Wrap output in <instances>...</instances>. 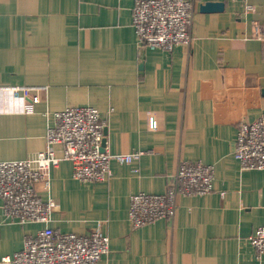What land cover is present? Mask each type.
I'll return each mask as SVG.
<instances>
[{
    "label": "crops",
    "instance_id": "crops-1",
    "mask_svg": "<svg viewBox=\"0 0 264 264\" xmlns=\"http://www.w3.org/2000/svg\"><path fill=\"white\" fill-rule=\"evenodd\" d=\"M206 1L223 8L201 11ZM133 2L0 0V160L42 150L55 111L94 106L109 153L143 154L110 159L104 181H80L60 160L35 184L55 203L50 227L108 235L95 264H264L247 241L264 224V168L243 169L234 156L239 123L264 115V0H194L191 43L170 51L138 46ZM11 85L45 88L26 109ZM180 159L211 164L212 191L178 195L172 222L132 226L130 195L163 192ZM41 225L8 219L0 198V264Z\"/></svg>",
    "mask_w": 264,
    "mask_h": 264
},
{
    "label": "built area",
    "instance_id": "built-area-1",
    "mask_svg": "<svg viewBox=\"0 0 264 264\" xmlns=\"http://www.w3.org/2000/svg\"><path fill=\"white\" fill-rule=\"evenodd\" d=\"M250 7L247 6V9ZM194 0H134L131 23L139 47H160L170 51L174 45L189 46ZM262 31V29L260 30ZM45 86L11 85L5 87L16 100H24L26 109L40 99ZM54 124L45 134V147L34 155L0 160V198L4 215L20 223L42 224L23 239L22 248L1 258L7 264H95L108 252L109 237L98 228L87 234L61 232L48 222L55 207L35 190L38 181L49 180L50 169L60 160L72 164V176L80 181H104L111 176L110 159L130 163L143 150L109 153L102 145L105 119L90 105L68 106L54 113ZM148 127L158 129V120L148 114ZM61 147V154L55 147ZM234 156L243 169L264 168V115L240 122ZM214 168L202 161L180 159L167 188L161 193L137 192L130 195L128 218L140 226L159 218L172 222L177 196L206 194L213 189ZM255 255H264V224L247 237Z\"/></svg>",
    "mask_w": 264,
    "mask_h": 264
},
{
    "label": "water",
    "instance_id": "water-1",
    "mask_svg": "<svg viewBox=\"0 0 264 264\" xmlns=\"http://www.w3.org/2000/svg\"><path fill=\"white\" fill-rule=\"evenodd\" d=\"M223 8V3L221 1H206L199 5V9L201 11H218ZM105 134V130H104ZM105 144V136L102 140V145Z\"/></svg>",
    "mask_w": 264,
    "mask_h": 264
}]
</instances>
